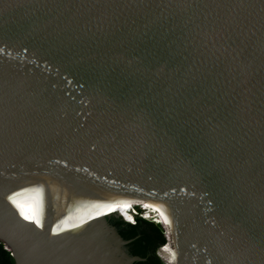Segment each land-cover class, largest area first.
<instances>
[{
	"label": "water",
	"instance_id": "1",
	"mask_svg": "<svg viewBox=\"0 0 264 264\" xmlns=\"http://www.w3.org/2000/svg\"><path fill=\"white\" fill-rule=\"evenodd\" d=\"M154 188L179 203L160 260L264 264V0H0L15 264L144 260L110 217Z\"/></svg>",
	"mask_w": 264,
	"mask_h": 264
},
{
	"label": "trees",
	"instance_id": "2",
	"mask_svg": "<svg viewBox=\"0 0 264 264\" xmlns=\"http://www.w3.org/2000/svg\"><path fill=\"white\" fill-rule=\"evenodd\" d=\"M138 206H135V209ZM141 212L137 208V214L134 216V222H127L119 216H111L110 221L118 227L119 234L124 239L132 240L127 244L128 250L133 255H138L144 260L135 261L133 264H168L163 251L160 252L161 260L154 254L155 249L166 241L162 224L168 228V223L158 224L152 220L143 219L138 215ZM171 240V237H169ZM169 244L165 245L168 246ZM163 249L160 250H164ZM161 261V262H160ZM0 264H15L10 251L0 242Z\"/></svg>",
	"mask_w": 264,
	"mask_h": 264
},
{
	"label": "bare ground",
	"instance_id": "3",
	"mask_svg": "<svg viewBox=\"0 0 264 264\" xmlns=\"http://www.w3.org/2000/svg\"><path fill=\"white\" fill-rule=\"evenodd\" d=\"M154 190L156 191L155 194L151 195L150 197L142 201H146L150 205H153L157 207L159 210H161L162 212H164L162 213L164 216V217L162 216V220H163L162 222L168 223L169 225L168 227L173 228L174 214H176V212L178 211L179 203L177 201H174V199L170 198V195L168 196V194H170V191L159 190L157 188H154ZM192 206H193L192 208L195 209V206L193 203H192ZM175 207H176V210H175ZM115 212H121L126 217H129L131 215V213L128 211V208H126L125 210L116 209ZM173 236H174L173 239H174L175 245H177L174 232H173ZM197 245H198V248H203L201 243H197ZM166 247L163 250V255L166 257L167 263L171 264L170 262H172L173 260L174 252L169 245ZM196 250L199 251L196 245L190 246L189 254L187 256V260L189 261H187L185 264H201V258L196 256V253H195Z\"/></svg>",
	"mask_w": 264,
	"mask_h": 264
},
{
	"label": "rangeland",
	"instance_id": "4",
	"mask_svg": "<svg viewBox=\"0 0 264 264\" xmlns=\"http://www.w3.org/2000/svg\"><path fill=\"white\" fill-rule=\"evenodd\" d=\"M135 205H140V208H142L143 210H141V212L140 213H138V214H145L144 215V217L145 218H148L149 220H152V221H154V222H156V223H158V224H161V223H163L162 221V216H163V214L162 213H164V212H162L161 210H159L157 207H155V206H153V205H150L149 203H147L146 201H139V202H135V203H133L132 205H130L129 207H128V211L132 214V213H134V212H136L137 211V208H139V207H137L136 209L134 208L135 207ZM133 209V210H132ZM119 216V215H118ZM119 217H121V216H119ZM124 217H126L125 215H124ZM164 217V216H163ZM122 218V217H121ZM127 218V217H126ZM166 229H168V228H166ZM168 231V230H167ZM168 234V232H166V235ZM168 237H170V235L168 234Z\"/></svg>",
	"mask_w": 264,
	"mask_h": 264
},
{
	"label": "clouds",
	"instance_id": "5",
	"mask_svg": "<svg viewBox=\"0 0 264 264\" xmlns=\"http://www.w3.org/2000/svg\"><path fill=\"white\" fill-rule=\"evenodd\" d=\"M134 208H135V207H134ZM139 208H140V207H139ZM140 209H141V210H143L142 208H140ZM132 210H133V209H132ZM134 213H136V214H137V211H136V212H134ZM138 215H139L140 217H142L143 219H148V218H145V217H144V215H145L144 213H143V214H141V215H140V214H138ZM123 216H124V215H123ZM122 219L124 220V219H126V217H124V218L122 217ZM148 220H149V219H148Z\"/></svg>",
	"mask_w": 264,
	"mask_h": 264
},
{
	"label": "snow or ice",
	"instance_id": "6",
	"mask_svg": "<svg viewBox=\"0 0 264 264\" xmlns=\"http://www.w3.org/2000/svg\"><path fill=\"white\" fill-rule=\"evenodd\" d=\"M125 207H127V206L125 205ZM108 210H109V211H111L112 209H111V208H109ZM96 215H100V213H96Z\"/></svg>",
	"mask_w": 264,
	"mask_h": 264
}]
</instances>
